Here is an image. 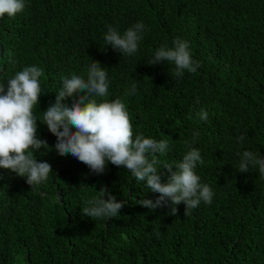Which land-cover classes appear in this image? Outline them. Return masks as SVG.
<instances>
[{"label":"trees","instance_id":"obj_1","mask_svg":"<svg viewBox=\"0 0 264 264\" xmlns=\"http://www.w3.org/2000/svg\"><path fill=\"white\" fill-rule=\"evenodd\" d=\"M15 17L0 18V84L26 66L43 69L39 119L55 102L62 78H87L93 60L105 68L109 95L125 103L133 133L166 139L160 165H175L196 147L200 182L214 196L191 215L184 204L150 210L155 200L124 168L92 173L55 150L56 137L39 120L51 146L36 152L54 173L38 187L0 168V264H264V176L239 172L244 150L264 157V0H25ZM145 29L132 55L105 46L109 25ZM188 42L195 73L172 75L174 65L148 64L161 45ZM15 61V63H12ZM135 85V94L126 91ZM76 93L64 102L71 105ZM100 99V98H97ZM207 111L208 119L197 113ZM194 133L199 135L195 138ZM243 135V142L237 137ZM188 141V144H185ZM162 180L167 169H161ZM107 188L126 201L116 218L81 215L87 198ZM107 198V197H105Z\"/></svg>","mask_w":264,"mask_h":264},{"label":"clouds","instance_id":"obj_2","mask_svg":"<svg viewBox=\"0 0 264 264\" xmlns=\"http://www.w3.org/2000/svg\"><path fill=\"white\" fill-rule=\"evenodd\" d=\"M25 6V0H0V18L5 14L15 17ZM144 29L143 22H137L121 34L109 25L104 35L105 46L111 45L114 50L130 56L137 52ZM160 62L173 64L175 77H182L185 71L195 73L200 67V62L193 60L188 42L181 39H176L172 47L157 48L148 64ZM42 75L41 67L26 66L7 79L6 84H0V168L25 178L30 188L45 183L54 173L49 162L36 159L37 151L51 147L38 134L39 120L56 137L54 147L59 155H71L95 174H103L110 162L128 170L136 181L158 193L155 200L145 198L137 202L145 208L155 210L170 205L169 214L175 216L177 206L183 203L184 215L188 216L201 202H212V188L201 183L195 171L198 163H204L200 150L190 147L174 166L163 164L158 168L161 163L158 157L168 151V141L146 137L143 133L134 135L125 103L119 98L104 99L109 95L110 84L99 61L93 60L88 66L86 79L76 74L64 76L55 102H50L38 119L34 108L41 96ZM135 87L127 90L126 95L135 94ZM81 92L83 94L73 99L71 105L64 102ZM197 116L201 120L208 119L203 109ZM198 135L194 133L193 137ZM244 139L243 135L237 137L239 142ZM237 155L240 156L239 172H249L250 166L258 167L259 174L264 176V157L259 153L244 150ZM162 168L169 173L166 180H162ZM125 203L117 200L107 188H101L98 196L83 201L81 215L93 220L116 218Z\"/></svg>","mask_w":264,"mask_h":264}]
</instances>
